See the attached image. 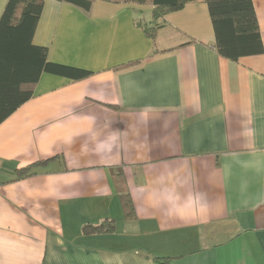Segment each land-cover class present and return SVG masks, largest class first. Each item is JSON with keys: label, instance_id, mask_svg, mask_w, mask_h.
<instances>
[{"label": "crops", "instance_id": "1", "mask_svg": "<svg viewBox=\"0 0 264 264\" xmlns=\"http://www.w3.org/2000/svg\"><path fill=\"white\" fill-rule=\"evenodd\" d=\"M89 1L44 0L32 43L92 75L43 73L0 123V264H264V54L219 55L202 0L157 19ZM106 220L112 233H84Z\"/></svg>", "mask_w": 264, "mask_h": 264}, {"label": "trees", "instance_id": "2", "mask_svg": "<svg viewBox=\"0 0 264 264\" xmlns=\"http://www.w3.org/2000/svg\"><path fill=\"white\" fill-rule=\"evenodd\" d=\"M89 9V0H60ZM137 6H151L153 18L181 11L193 0H127ZM208 5L215 33V49L233 62L243 57L264 54V42L253 0H202ZM44 0H8L0 17V123L34 96V88L43 73L73 81L92 75L84 69L48 61V50L34 46L32 39L42 15ZM155 42L157 27H142ZM134 64L118 67H128ZM48 162H38L19 170L17 180L33 176L34 169ZM114 184L121 199L125 217L134 219L136 212L122 170L114 174ZM115 230V222L106 220L98 225H86L85 234ZM168 264L170 258H156Z\"/></svg>", "mask_w": 264, "mask_h": 264}, {"label": "rangeland", "instance_id": "3", "mask_svg": "<svg viewBox=\"0 0 264 264\" xmlns=\"http://www.w3.org/2000/svg\"><path fill=\"white\" fill-rule=\"evenodd\" d=\"M6 0H0V5H2L3 3H5ZM7 3V2H6Z\"/></svg>", "mask_w": 264, "mask_h": 264}]
</instances>
